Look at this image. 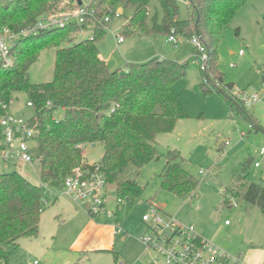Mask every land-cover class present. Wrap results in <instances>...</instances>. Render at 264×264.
I'll list each match as a JSON object with an SVG mask.
<instances>
[{"label":"trees","instance_id":"obj_1","mask_svg":"<svg viewBox=\"0 0 264 264\" xmlns=\"http://www.w3.org/2000/svg\"><path fill=\"white\" fill-rule=\"evenodd\" d=\"M150 1L90 0L86 8L91 14L86 19L91 26L72 22L21 38L10 49L11 64L0 63V119L9 112L13 94L25 93L34 111L29 121L37 133L31 154L38 163L41 184L60 189L75 169L90 167L83 156L85 145L100 143L104 147L100 170L114 186L116 197L124 201L139 198L143 188L125 176L128 168L140 169L158 159V136L173 132L177 122L186 117L172 85L186 75L188 61L155 57L120 70L110 69L101 58L96 43L105 31L102 18L115 8L132 9L121 29L124 36L134 30L196 35L207 53L202 86L210 82L224 84L227 90L233 88L217 68V47L224 29L250 0H187L190 15L182 21L176 19L177 0H159L162 22L154 20L148 27ZM71 6L79 7L78 0H0V31L16 32L33 25L40 16ZM82 30L85 36L75 41L74 35ZM49 47L56 49L52 79L33 83L29 68L40 51ZM196 53L195 49L193 60ZM229 106L256 129H263L240 101ZM166 159L161 187L178 196L194 191L197 181L184 169L179 151L168 150ZM251 161L246 159L243 170ZM234 179L244 180L245 176L235 175ZM41 184L31 182L16 169L0 174V260L5 264L8 247L16 249L21 238L39 233L44 202ZM226 191L264 214L261 184L243 182L236 186L234 182ZM114 258L117 261L118 256L114 254Z\"/></svg>","mask_w":264,"mask_h":264},{"label":"rangeland","instance_id":"obj_2","mask_svg":"<svg viewBox=\"0 0 264 264\" xmlns=\"http://www.w3.org/2000/svg\"><path fill=\"white\" fill-rule=\"evenodd\" d=\"M81 1V8L90 2ZM177 5L176 19H188V1L177 0ZM76 9L72 6L66 7L54 14H74ZM115 9H122L123 14L120 17H112L104 34L97 40L99 53L111 69L120 70H125L131 63L145 62L155 57L179 62L188 61L186 75L172 85V91L186 117L177 122L173 132L158 136V159L151 160L140 169L133 166L128 168L125 176L135 179L143 188L139 198L117 203L114 186L109 185L105 210L92 216L93 218L85 209L69 202L93 220L110 223L115 228L127 231L126 236L121 232L116 233V243L112 250L118 256V264H167L155 252L147 250L138 239L147 231V226L141 219L142 215L148 212L151 203L161 207L166 214L174 216L177 220L193 225L204 239L230 254L241 255L245 259L252 250L264 264V214L257 206L248 207L240 197L226 191L234 182L236 186L243 182H255L264 186V157L258 152L259 147L264 146V89L261 87V74L264 72V0H250L242 6L234 20L224 29L219 41L217 68L223 74L224 82L232 83L231 90H227L224 84L210 82L202 86L205 81L204 72L201 70V63L192 59L195 46L191 37L176 34L175 46L173 42L168 41V33H143L134 30L133 33L123 35L124 41L116 45L115 34L121 33V29L132 15V9ZM162 17L159 0H151L147 26L152 27L154 20L160 24ZM86 25L91 26V21ZM81 33L74 35L75 41L85 36ZM55 51L54 47L40 51L28 72L33 83L49 82L52 79ZM205 89L210 91L206 92ZM218 89L227 93L224 94ZM240 91L249 94L260 92L262 100L248 110L253 113L263 129L249 131L250 122L231 110L229 104L238 100L235 94ZM26 102L25 93L15 92L9 112L24 120L29 119L34 111ZM241 131L247 135L241 136ZM225 141L229 143L226 145ZM0 142L3 140L0 139ZM30 144L34 145V141ZM173 149L179 151L184 169L197 181L195 190L185 196H178L161 187L166 154L168 150ZM82 151L86 161L92 164L100 162L104 147L100 143L87 144ZM249 157L252 161L248 168L243 170V163ZM255 160L260 162L259 168L254 167ZM14 169L31 182L41 184L36 160L32 164L22 166L14 161L7 164L0 162V174ZM235 175H244L245 179L235 180ZM41 186L44 216L56 209L53 205L55 199L69 200L61 189L45 184ZM82 206L84 207L83 204ZM83 213L71 221L68 226L70 230L63 237V241L59 238V232L66 226H58L52 219L43 221L44 230H41L38 239H47L46 243L57 248L62 245L68 250L76 230L86 223ZM226 221L229 225H226ZM18 242L20 245L16 249L8 247L10 264L41 263L40 258L33 253L32 246H29L28 239L21 238ZM101 256L106 255L81 252V259L76 264H101L104 263L103 259H99ZM108 256L113 258L112 254Z\"/></svg>","mask_w":264,"mask_h":264},{"label":"built area","instance_id":"obj_3","mask_svg":"<svg viewBox=\"0 0 264 264\" xmlns=\"http://www.w3.org/2000/svg\"><path fill=\"white\" fill-rule=\"evenodd\" d=\"M91 12L86 8L77 7L74 14H47L40 16L36 22L16 32L9 30L0 31V63L4 66L11 64L10 49L12 45L21 38L38 34L40 31L61 28L74 22L79 25H86V16ZM122 9H115L102 18L104 28L112 17H120ZM87 26V25H86ZM81 32H84L82 30ZM115 43L119 45L124 41V36L115 34ZM168 41L176 46V36L169 35ZM191 42L197 51L196 59L201 63V70L206 68V48L201 40L193 35ZM261 87L264 89V72L261 74ZM237 99L244 108L250 109L262 100L260 92L249 94L245 91L237 92ZM27 106H32L26 102ZM0 162H16L18 165L32 164L34 162L31 150L36 136V129L29 119L14 116L7 112L0 119ZM255 129L252 123L249 124V131ZM241 136H246L244 131ZM229 141H225L227 145ZM258 152L264 157V146L259 147ZM90 164V163H89ZM254 167H259L260 162L254 161ZM107 183L104 174L100 170L99 162L90 164L89 168L79 167L68 175L62 186V193L69 196L75 203L83 204L86 212L92 217L105 210L107 201ZM117 203L125 202L116 197ZM235 204V203H234ZM142 222L147 226V231L139 236L140 243L150 251L155 252L167 264H248L241 255H232L221 247L208 242L198 234L193 225L185 224L174 216L166 214L163 209L155 204H150L147 213L142 215ZM229 224L228 221L225 222ZM124 233L120 228H114V233ZM0 264H5L0 260Z\"/></svg>","mask_w":264,"mask_h":264},{"label":"crops","instance_id":"obj_4","mask_svg":"<svg viewBox=\"0 0 264 264\" xmlns=\"http://www.w3.org/2000/svg\"><path fill=\"white\" fill-rule=\"evenodd\" d=\"M81 34L85 35L86 32L84 31ZM100 56L107 64L105 58L101 54ZM107 66L110 68L109 64H107ZM250 114L253 116V113L250 112ZM83 156L85 159L84 153ZM259 167H255V168H259ZM63 195H65L69 200L60 201L56 197L57 200L55 199V202L53 203V205L56 206V209H53L51 212H49L47 216H44L42 211L39 221L38 235L40 234L41 230H44L42 229L43 221L44 220L48 221L49 219H52L53 221H55L56 225L66 226L63 228L62 232H59L61 236L59 238L60 240L62 239L63 241L64 239L63 237H65L68 234V231L70 230L68 226L71 223V221H74L75 217L78 214L83 213V212H79L76 206H79L83 209H85V206L83 207L82 204L75 203L66 194L63 193ZM69 201L75 204L76 206L71 204ZM84 217L86 223L78 227V229L76 230V234L73 236V239L69 244L68 250L67 249L65 250L64 246L62 245L59 248H57L52 244L46 243L47 239L42 238L41 240H39L38 235L35 237H25L26 239L29 240V246H32L31 249L32 251H34L33 253H35L40 258L41 261L40 264H76L77 261L81 259V252H89V254L94 253L96 255L98 254L106 255V256H101L102 258H99V259H103L104 261V263L101 264H118L117 263L118 259L117 261L115 260L114 251L112 250V248L116 243V234L114 233L115 226L113 224L110 223L108 224L106 222H98L97 219L93 220L92 219L93 217L90 218L86 214H84ZM31 243L33 244L31 245ZM28 252L32 253L31 251ZM109 254H112L113 258L109 257L108 256ZM245 261L248 264H262L260 258L252 250L248 252ZM8 264H10L9 261Z\"/></svg>","mask_w":264,"mask_h":264},{"label":"water","instance_id":"obj_5","mask_svg":"<svg viewBox=\"0 0 264 264\" xmlns=\"http://www.w3.org/2000/svg\"><path fill=\"white\" fill-rule=\"evenodd\" d=\"M78 5L81 6L82 5V1L78 0Z\"/></svg>","mask_w":264,"mask_h":264}]
</instances>
